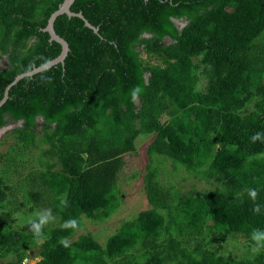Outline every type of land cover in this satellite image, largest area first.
Here are the masks:
<instances>
[{"label": "trees", "instance_id": "16d2710c", "mask_svg": "<svg viewBox=\"0 0 264 264\" xmlns=\"http://www.w3.org/2000/svg\"><path fill=\"white\" fill-rule=\"evenodd\" d=\"M61 2L0 0V129L12 126L0 144L9 137L4 156L35 163L22 202L59 219L40 242L9 229L3 211L21 202L0 177L1 264H25L23 253L34 264H264V250L236 259L207 247L211 234L252 247V231L264 232V0H75L69 11L96 32L63 15L53 27L69 50L63 62L11 84L59 54L43 29ZM140 135L148 208L101 246L80 233L83 221L117 208L123 158ZM159 159L215 188L181 192L159 180ZM70 219L79 227L62 229Z\"/></svg>", "mask_w": 264, "mask_h": 264}, {"label": "rangeland", "instance_id": "374dc122", "mask_svg": "<svg viewBox=\"0 0 264 264\" xmlns=\"http://www.w3.org/2000/svg\"><path fill=\"white\" fill-rule=\"evenodd\" d=\"M1 62L0 60V67H2ZM202 86L203 80L200 79L197 83V89H201ZM10 129H12L11 125L0 130V142ZM10 142L11 139L6 137L3 143L0 144V177L2 178L3 186L7 189V198L10 200L16 198L15 202L19 200L21 205L19 207L17 205V208L13 212L4 210L3 213L6 214V216H4V222L9 229L27 233L30 231V221L35 219L38 210L33 209L31 204L22 202V199H20L21 190L18 186H23L20 181L28 172V165L31 163L33 164V162L25 152L11 153L4 156ZM147 143L148 138L144 139L140 135L134 142L135 154L125 155L123 158L124 166L117 178V189L120 194V200L112 215L99 223L83 221V227L80 233L84 234L85 232H89L93 239L101 246H103L105 241L115 232L122 221L130 220V218L132 219L138 212L148 208L142 183V172L147 162L145 157V146ZM36 152L37 151L34 153ZM13 156L14 159L13 162H11ZM159 162L160 163L157 165L159 169V180L166 181L172 179V184L177 186L181 192L187 191L192 187L198 190H210L215 188L213 184L193 178L191 177L192 175H186L181 169L180 171H173L170 162L167 160L163 161L159 159ZM33 165H35V163ZM42 212H44V210ZM55 218L54 222L48 223L43 229L49 230L58 227L59 219L58 217ZM77 235L78 232L75 233L71 239L74 240ZM210 237L213 238V242L207 247L216 254L232 256L236 259L245 257L252 258L254 255L251 250L252 247H248L247 241L241 236L235 234H211ZM187 244L188 247H190L193 243L190 242ZM35 253L36 249H32L31 255ZM22 255L24 256L23 263L25 264H34L38 261V258L25 259V256H30L29 253H23ZM4 261H6V259L0 260V264Z\"/></svg>", "mask_w": 264, "mask_h": 264}, {"label": "clouds", "instance_id": "9594fccd", "mask_svg": "<svg viewBox=\"0 0 264 264\" xmlns=\"http://www.w3.org/2000/svg\"><path fill=\"white\" fill-rule=\"evenodd\" d=\"M136 91L138 92L139 88H137ZM1 129H3V128H1ZM261 138H262V134L256 133L252 137V140H253V142H255L256 140L261 139ZM257 194L258 193L255 189H252L249 191V196L253 201H255ZM60 206H61V208H65L68 206V202H67L66 198L60 199ZM253 212L254 213L260 212V205L259 204L255 205V207L253 208ZM55 219L56 218L52 215L51 209H46L44 212L38 211L36 213L35 219L30 221V230L33 232V235L37 239L38 242L43 241L45 239V236L43 233V228L48 223L54 222ZM78 227H79V225H78V222L76 219L67 220L61 225L62 229H67V228L77 229ZM250 239L253 241V245H252L251 250L254 254H258L261 250H264V243L261 242V241H264V232H261L260 230L254 229L252 231V233L250 234ZM59 243H61L64 247H68L70 242H67V238L61 237Z\"/></svg>", "mask_w": 264, "mask_h": 264}, {"label": "water", "instance_id": "95a60500", "mask_svg": "<svg viewBox=\"0 0 264 264\" xmlns=\"http://www.w3.org/2000/svg\"><path fill=\"white\" fill-rule=\"evenodd\" d=\"M75 5V0H62V2L58 5L57 9L55 11H53L50 16L48 17L47 21H46V25L43 29L44 32L47 33L48 35V41L49 43L57 46L60 48V52L59 54L52 60L48 61L47 63L41 65V66H38L36 68H33L30 72L28 73H24V74H21V75H18L17 77H15V79L13 80V82L11 84H13L14 82H16L18 79H20L21 77L23 76H30V75H33L37 72H40L42 70H45L57 63H62L65 56L67 55L68 53V47H67V44L66 42L61 39L60 37H58L54 31H53V27L54 25L58 22V20L63 16V15H66L67 17H77L81 20L84 21V25L88 28H90L93 32H96V28L90 26L83 18L82 16L80 15V13H72L70 12L69 10L74 7ZM60 15L55 21L54 19ZM54 21V22H53ZM10 84V85H11ZM9 86H7L5 88V91L3 92V96L2 98L0 99V105L4 103L5 99H6V91L8 89Z\"/></svg>", "mask_w": 264, "mask_h": 264}]
</instances>
